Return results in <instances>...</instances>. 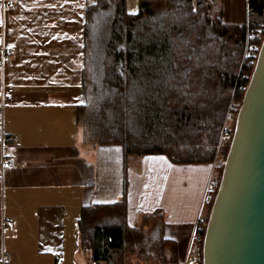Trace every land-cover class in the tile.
I'll return each instance as SVG.
<instances>
[{
    "label": "crops",
    "instance_id": "obj_1",
    "mask_svg": "<svg viewBox=\"0 0 264 264\" xmlns=\"http://www.w3.org/2000/svg\"><path fill=\"white\" fill-rule=\"evenodd\" d=\"M139 1L127 0L130 13ZM214 1L223 24L247 23L249 0ZM94 2L0 0V35L13 50L0 68V104L3 85L15 91L0 108V162L16 163L0 174V258L6 252L9 264H93L81 247L82 211L126 195L129 226L148 237L129 264H181L194 256L214 167L203 158L177 164L153 154L130 157L125 171L123 147L87 138L80 115Z\"/></svg>",
    "mask_w": 264,
    "mask_h": 264
},
{
    "label": "trees",
    "instance_id": "obj_2",
    "mask_svg": "<svg viewBox=\"0 0 264 264\" xmlns=\"http://www.w3.org/2000/svg\"><path fill=\"white\" fill-rule=\"evenodd\" d=\"M139 3L137 13L128 11L127 0H95L88 7L92 56L80 115L87 138L123 147L125 171L132 156L213 162L229 102L235 95L242 104L253 72H241L246 29L223 24L214 0ZM248 11L252 27L264 21V0H249ZM228 151L229 145L221 151L224 160ZM223 168L214 167L218 184ZM211 208L205 207L193 245L199 264ZM80 236L83 253L97 264L134 256L148 239L145 230L129 226L126 195L85 207Z\"/></svg>",
    "mask_w": 264,
    "mask_h": 264
},
{
    "label": "water",
    "instance_id": "obj_3",
    "mask_svg": "<svg viewBox=\"0 0 264 264\" xmlns=\"http://www.w3.org/2000/svg\"><path fill=\"white\" fill-rule=\"evenodd\" d=\"M223 165L202 264H264V39Z\"/></svg>",
    "mask_w": 264,
    "mask_h": 264
},
{
    "label": "built area",
    "instance_id": "obj_4",
    "mask_svg": "<svg viewBox=\"0 0 264 264\" xmlns=\"http://www.w3.org/2000/svg\"><path fill=\"white\" fill-rule=\"evenodd\" d=\"M243 27L246 29V41L241 56V72L242 70L244 71L249 68L254 69L255 67L258 54L264 39V21H261L256 26L252 27L248 19L247 23ZM12 56H13V50L7 47L5 34L2 33L0 35V68L2 71L5 69L7 60ZM14 93L15 91L13 87L7 85L2 86L1 104H0L1 109L5 108L7 102L13 98ZM240 107H241V101H239V99H237V97L233 95V97L229 102L227 114L225 116L222 125L219 142L216 148L215 158L212 162L213 167H215L219 163L222 164L225 163V160L221 155V151L225 147H227V145H229L230 147L236 128L237 116ZM3 142H6L5 138H3ZM15 166H16L15 162L10 161L7 158H3L2 161L0 162V174H3V172L6 169L14 168ZM218 187L219 184L213 179V175H212V177L209 179L206 188V194L204 199L205 207H207L211 203L213 204L218 191ZM196 236H197V231L194 235V240L196 239ZM9 262H10L9 254L3 252L0 258V264H9ZM58 264H63V262H59ZM93 264H97V263L94 262ZM181 264H199V260L194 256H188L187 259Z\"/></svg>",
    "mask_w": 264,
    "mask_h": 264
},
{
    "label": "rangeland",
    "instance_id": "obj_5",
    "mask_svg": "<svg viewBox=\"0 0 264 264\" xmlns=\"http://www.w3.org/2000/svg\"><path fill=\"white\" fill-rule=\"evenodd\" d=\"M131 2H132V0H131ZM139 11V7H138V9H137V11H135V12H138ZM109 18V13L107 12V17H106V19L104 20L105 22H107V19ZM131 255H127V254H125V255H123V256H118L117 258H116V264H123V263H131Z\"/></svg>",
    "mask_w": 264,
    "mask_h": 264
}]
</instances>
